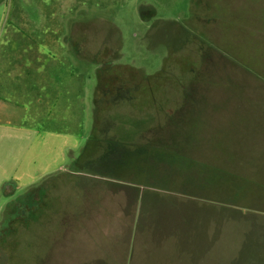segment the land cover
Here are the masks:
<instances>
[{
	"label": "rangeland",
	"instance_id": "374dc122",
	"mask_svg": "<svg viewBox=\"0 0 264 264\" xmlns=\"http://www.w3.org/2000/svg\"><path fill=\"white\" fill-rule=\"evenodd\" d=\"M211 211L256 264L264 0H0V264H140Z\"/></svg>",
	"mask_w": 264,
	"mask_h": 264
},
{
	"label": "crops",
	"instance_id": "0c3cea01",
	"mask_svg": "<svg viewBox=\"0 0 264 264\" xmlns=\"http://www.w3.org/2000/svg\"><path fill=\"white\" fill-rule=\"evenodd\" d=\"M212 202L213 201H210L209 203ZM215 213V211H211L209 214L208 224L200 228V231H202V233L199 235V242L194 240L197 236L193 237V235H190V243L189 238H185L186 244H181L180 236L174 239L171 238V236H173L171 234L169 239H172L173 248H171L169 252H165V254H163L162 252L150 253L146 258L147 260L145 259V261H141L140 264H146L150 261H153V264H228L233 257L238 256L239 258L240 255L243 256L246 253H244L243 251L246 250L237 248L238 250L230 255L232 257L226 262H223L222 249L220 245L222 243V222L220 223L222 217L221 215H217ZM255 219V217H249L247 218V220H245V222L254 224L257 222V220ZM257 219L264 222V219L262 217H257ZM246 239L250 243H262L263 257L256 258V264H264V225H251L249 228H247L244 236L242 235V239L240 240V242L244 244V241ZM76 252L77 254L71 260V264H109L105 259H103V257L94 260L93 258H89L92 257V253H88L87 255H85L84 252H81V254H79L78 251ZM238 258L235 260H231V262H239ZM248 260L250 261L251 258ZM122 264H127V259Z\"/></svg>",
	"mask_w": 264,
	"mask_h": 264
}]
</instances>
